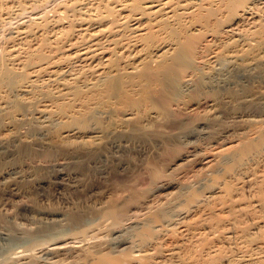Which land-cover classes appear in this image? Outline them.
Returning <instances> with one entry per match:
<instances>
[{"label": "bare ground", "instance_id": "bare-ground-1", "mask_svg": "<svg viewBox=\"0 0 264 264\" xmlns=\"http://www.w3.org/2000/svg\"><path fill=\"white\" fill-rule=\"evenodd\" d=\"M31 1L0 0V15ZM54 12L0 51L1 188L36 192L18 205L29 227L0 229V264H264V0ZM131 145L150 150L132 159ZM190 164L196 180H179ZM165 188L186 211L175 227L169 202H149Z\"/></svg>", "mask_w": 264, "mask_h": 264}, {"label": "rangeland", "instance_id": "rangeland-1", "mask_svg": "<svg viewBox=\"0 0 264 264\" xmlns=\"http://www.w3.org/2000/svg\"><path fill=\"white\" fill-rule=\"evenodd\" d=\"M33 1V0H32ZM31 1V4L29 3V5H27V6H21V5H18L17 3H13V4H11V7H12V9L11 8H9V12H7V13H3L2 15H0L2 18H0V51L2 52L7 46H9L10 44H8V43H11L10 42V40L8 41L7 39H8V37L10 36V35H13L14 33H15V31L18 29V27H21V26H23V25H26V24H29V23H31V22H33V20H35V21H38V20H42V18L44 17V18H46V19H49V18H51V16H53L54 14L53 13H55L54 11H56L57 10V7L58 6H60V4L62 3V2H67V1H70V0H34L33 2H34V4H33V2ZM36 3V4H35ZM17 4V5H16ZM58 5V6H57ZM20 6V7H19ZM18 7V8H17ZM22 7L24 8V9H22ZM29 7V8H28ZM55 8V9H54ZM54 9V10H53ZM45 16H47V17H49V18H47V17H45ZM43 18V19H44ZM29 22V23H28ZM9 35V36H8ZM7 37V38H6ZM8 41V42H7ZM7 45V46H6ZM6 46V47H5ZM3 48V49H2ZM262 85H264V82L262 83ZM260 87V86H259ZM262 88H264V86L262 87ZM132 146V145H131ZM144 146H146V145H144ZM135 147V148H134ZM137 146L135 145H133L131 148H130V151H129V155H130V157L132 158V159H135L136 157H138V155H140V154H144V155H146V154H148V149L150 150V148H146V147H144V148H139V146L136 148ZM132 148H134V149H132ZM147 149V150H146ZM139 151V152H138ZM142 151V152H141ZM131 152V153H130ZM145 152V153H144ZM33 154V155H32ZM32 154H30L29 156L28 155H26L25 157L23 156L22 158H23V162H27L26 164L29 166L28 167V169H31V170H33V168L32 167H34V168H37L36 170H37V173H35L36 172V170H34L33 172L37 175H35V177H46L47 179H49V180H54V171L52 170V169H50V168H46L47 170H44L45 168H44V166H46V160H45V158H44V156H42L40 153H32ZM132 154V155H131ZM36 156V157H35ZM116 156L118 157L119 156V154H117L116 153ZM34 158V159H33ZM29 159V160H28ZM33 160V161H31V160ZM217 159H218V157H216V158H214V160H212V162L211 163H213V164H215L216 163V161H217ZM30 163H29V162ZM262 161V160H261ZM32 163V164H31ZM45 164V165H44ZM258 164H261V165H258V166H260V167H262V166H264V160H263V164L262 163H258ZM31 166V167H30ZM189 166V167H188ZM188 166H186V167H188L187 169H186V167L184 168V172L182 173L183 175H180L179 176V178L177 177L176 178V180L177 179H179V180H181V181H184V182H193V180L195 179L196 180V177H197V175H199L198 174V171L200 170L199 169V165L198 164H190V165H188ZM257 166V167H258ZM42 167V168H41ZM260 167L259 168H257V171H259L260 173H261V171L262 170H264V169H262V168H264V167H262L261 169L262 170H258V169H260ZM39 168H41V169H39ZM44 171H43V170ZM191 169V170H190ZM194 169V170H193ZM46 171V172H45ZM51 171V172H50ZM187 171V172H186ZM189 171V172H188ZM195 171V172H194ZM186 172V173H185ZM259 172H257L258 174H260ZM263 172L264 171H262V174H263ZM41 173V174H40ZM48 173V174H47ZM192 173V174H191ZM40 174V175H39ZM39 175V176H38ZM43 175V176H42ZM53 176V177H52ZM187 176H189V177H187ZM191 176V177H190ZM186 177V178H185ZM189 179V180H188ZM178 180V183H175V185H170V186H168V187H166L169 191L170 190H174V187L173 186H175V189L179 186V185H181ZM192 180V181H191ZM195 182V181H194ZM177 184H179V185H177ZM177 185V186H176ZM203 185V187H201ZM55 186V185H54ZM3 188V185L0 183V190H1V192H0V222H2V223H0V229L1 230H4V227H3V225L5 226L6 225V223H8V222H12V221H14V222H12V226L15 228V227H17V228H13L12 226H8L9 228H8V231H9V233L11 232V231H13V229H14V231L15 230H17L16 232H20L22 229L23 230H25V229H27L28 227H29V225H28V222H27V220H25V218H24V215H21V214H23L22 213V211H21V213H20V211L18 210V205L20 204L21 205V203L23 202V203H27V202H29L30 201V199L31 198H34L35 197V195H36V192H35V189L34 188H31V187H33V185L31 186V187H26V189H28V191H29V194L28 193H22L21 192V189L23 188V186H17V188H20L19 190H20V193H19V195L17 196V197H15V199L14 198H10L7 194H6V192L4 191V189H2ZM22 187V188H21ZM53 186H51V189L53 190V188H52ZM172 187V188H171ZM199 187H201L200 189H199V193H201L202 195H206V194H208V188L206 187V185L204 186V184H202V183H200V186ZM198 187V188H199ZM205 187V188H204ZM163 189V190H160V191H156L155 193H153L152 195H150L151 196V198L150 199H154L153 201L152 200H150L149 202L151 203V205H153V207H158V204H160L159 205V207L161 208V207H163L164 205V207H163V209H167V208H165V207H171V208H169V209H167L168 211H170V209H172L171 210V212H168L167 210V212L164 210H162V212H163V214L164 213H167V214H165L166 216L168 215V220L170 221V222H168V223H170V225L171 224H175L176 223V221L177 220H175V218L176 219H180V218H182L185 214H186V211L184 210L185 208H183L182 207V209H181V206H176V205H174L173 203H171V202H169L170 201V199H169V201H168V199H166V198H169V196H170V193H167L166 194V192H167V189ZM34 190V192H33V190ZM2 190H3V192H2ZM164 190H165V192H164ZM203 190H204V192H203ZM206 190H207V192H206ZM5 192V193H4ZM30 192H31V194H30ZM159 193V194H158ZM161 193V194H160ZM204 193V194H203ZM21 194V195H20ZM23 194V195H22ZM162 195V196H161ZM165 195V196H164ZM28 196V197H27ZM141 196V195H140ZM139 196V197H140ZM154 196V197H153ZM159 196V197H158ZM136 197H138V196H136ZM136 197H135V199H136ZM138 197V198H139ZM137 198V199H138ZM9 199V200H8ZM18 199V200H17ZM26 199V200H25ZM27 199H29V200H27ZM134 198H132L131 200H133ZM134 199V200H135ZM159 199V200H158ZM166 200V201H165ZM25 201V202H24ZM17 202V203H16ZM166 202H169V203H166ZM3 205H2V204ZM158 203V204H157ZM163 203H166V204H168L167 206H166V204H164L163 205ZM171 203V204H170ZM161 204L163 205V206H161ZM173 204V205H172ZM17 208V209H16ZM132 209V208H131ZM179 209V210H178ZM132 210H134V209H132ZM174 210V211H173ZM178 210V211H177ZM184 210V211H183ZM131 211V210H130ZM11 212V213H10ZM19 212V213H18ZM171 213V214H170ZM173 213V214H172ZM174 213H176V214H174ZM179 213V214H178ZM178 214V215H177ZM15 215V216H14ZM173 216V217H172ZM182 216V217H181ZM6 217H8V218H6ZM163 217L165 218V216L163 215ZM170 217V218H169ZM175 217V218H174ZM179 217V218H178ZM15 218V219H14ZM165 218V219H166ZM172 219H173V221H172ZM3 220V221H2ZM5 220V221H4ZM8 220V221H7ZM12 220V221H11ZM167 221V220H166ZM172 226V225H171ZM174 227L176 226V224L175 225H173ZM2 227V228H1ZM12 229H11V228ZM20 229V230H19ZM22 230V231H23ZM13 231V234L15 233ZM12 233V232H11ZM96 239V240H95ZM91 241H98V239L97 238H91ZM72 242V243H71ZM70 244V246H75V245H78V243L77 242H75V241H70V242H68V243H66V245H69ZM55 245V246H54ZM50 247L49 248H54V247H56L57 246V244H51V245H49Z\"/></svg>", "mask_w": 264, "mask_h": 264}]
</instances>
